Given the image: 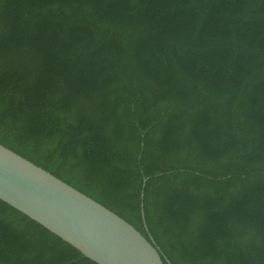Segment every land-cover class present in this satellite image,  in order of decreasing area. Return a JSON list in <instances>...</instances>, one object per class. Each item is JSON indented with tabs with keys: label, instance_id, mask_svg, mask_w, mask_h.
I'll return each mask as SVG.
<instances>
[{
	"label": "trees",
	"instance_id": "1",
	"mask_svg": "<svg viewBox=\"0 0 264 264\" xmlns=\"http://www.w3.org/2000/svg\"><path fill=\"white\" fill-rule=\"evenodd\" d=\"M0 144L163 264H264V0H0ZM0 264L97 263L0 201Z\"/></svg>",
	"mask_w": 264,
	"mask_h": 264
},
{
	"label": "water",
	"instance_id": "2",
	"mask_svg": "<svg viewBox=\"0 0 264 264\" xmlns=\"http://www.w3.org/2000/svg\"><path fill=\"white\" fill-rule=\"evenodd\" d=\"M0 201L97 264H163L124 219L1 144Z\"/></svg>",
	"mask_w": 264,
	"mask_h": 264
}]
</instances>
